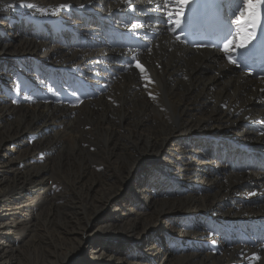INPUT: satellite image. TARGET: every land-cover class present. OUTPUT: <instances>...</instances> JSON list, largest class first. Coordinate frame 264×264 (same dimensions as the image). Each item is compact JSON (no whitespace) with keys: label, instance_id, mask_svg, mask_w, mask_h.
Listing matches in <instances>:
<instances>
[{"label":"bare ground","instance_id":"1","mask_svg":"<svg viewBox=\"0 0 264 264\" xmlns=\"http://www.w3.org/2000/svg\"><path fill=\"white\" fill-rule=\"evenodd\" d=\"M161 2L130 0L129 7L124 0H0V28L25 31L14 52L8 51L9 33L0 39V55L16 59L22 74L15 77L24 76L0 82V95L6 92L0 100V166L9 165L0 172V264L30 250L41 253L36 264L74 262L97 230L101 240L90 247L94 262L121 264L119 254L108 251L118 246L105 242L138 243L145 213L132 201L129 211L113 209L97 226L92 220L113 205L123 185L134 187L150 213L162 203L148 223L173 233L164 242L150 241L131 264H264V201H247L264 196L262 155L236 144L217 150L214 144L237 142L218 134L175 142L204 128L236 131L237 122L246 120L236 136L264 144V81L238 73L219 51L177 43L168 24H143L144 9L153 16L176 11L175 0L158 9ZM136 35L148 38L150 48L134 49ZM203 67L209 75L198 73ZM206 99L209 105L196 107ZM172 145L161 175L130 180L136 163L159 162ZM228 162L237 168L231 171ZM247 164L255 170H242ZM221 167L229 171L218 186L215 169ZM160 182L168 188L154 200ZM230 194L238 200L218 205ZM167 215L171 219L163 220Z\"/></svg>","mask_w":264,"mask_h":264},{"label":"rangeland","instance_id":"2","mask_svg":"<svg viewBox=\"0 0 264 264\" xmlns=\"http://www.w3.org/2000/svg\"><path fill=\"white\" fill-rule=\"evenodd\" d=\"M39 1H42V0H39ZM67 23H69V20H67ZM146 24H149V22ZM99 31L102 32L103 31L102 28ZM149 31H150V29H149ZM8 33L10 34L8 39L11 42V46L8 48V51L14 52V51L19 49L21 42H23V36L25 35V31H22L21 34L20 33L16 34L15 28H12L10 31H7L6 28H0V39L3 40V36L6 38V35ZM150 33L152 35L151 31H150ZM136 37L138 40H141L143 42H145V40L148 39V38L143 39V38H141L140 35H136ZM130 49H133V48H130ZM134 49H137V48H134ZM116 56H111V58L116 60ZM124 60L127 61V64L130 65V63H129L130 59L124 58ZM126 65H124V66H126ZM133 65H134V61H132V63H131V66H133ZM94 66L99 67L98 64H94ZM209 71H210L209 69H206L204 67L198 69V73L205 75V76L209 75ZM232 72H234V71L232 70ZM16 73L22 74L21 66L19 65L18 61L16 59H14L10 54L0 55V82H2L1 84L6 83L5 79H9L11 81H14L16 78H18V79L22 78L23 79V77H24L23 75L20 77L19 76L15 77ZM89 81L91 82V80H89ZM14 84H16V86L18 87L19 90L22 89V84L19 81L17 83L14 82ZM9 92L11 93V91H9ZM4 93H6V92L3 90V93H1V95H0V100L2 99V96ZM200 102H202V101H200ZM200 102H198V103H200ZM209 102H210V100L206 99V104L200 103L196 107L205 108L206 105H209ZM195 105H196V102H195ZM196 107L193 109L195 110ZM243 126H247L246 120H241V121L237 122L236 128H238V129L236 131H230L229 132L228 130H225V129L220 130L218 128H216V129L204 128L203 130H196L194 133H191V134L186 135V136L181 137V138L176 137L175 142H180L183 139H187V140H190L192 142H195V141L201 142L197 138L198 135H201V134H218L219 136H222L225 140L234 139L237 142L224 141V143L221 146H217L214 144V146L216 147L217 150L221 149V147H224L226 150L228 147H231L232 144H236L237 146H240V147L254 148L258 151V153L263 155L261 152H263V150H264V144L253 145V144L246 143V142L242 141L240 138H238L236 136L237 134H239L240 127L242 128ZM251 128H253L255 130L256 126L252 124ZM47 129L49 130V134L54 133V130H51L50 127H48ZM209 146H213V144H209ZM174 148H175V145H172V146H168L166 149H164L159 156V162L150 163V162H148V159H144V160H141L138 163H136V165L133 167V169L131 171L130 180L131 181H143V180H145L147 182L148 180H151L152 178H155L156 176L161 175L163 170L165 169V167H164V165H162V163L165 159H167L169 157V154L172 151H174ZM207 151H209V149H207ZM229 153L231 154V156L234 155L236 157V155H237V154H235V151L229 150ZM237 153H238V151H237ZM220 155L222 157V154H220ZM16 156H17V154L14 153L9 157V159H11V161H13L16 158ZM225 157H227V152H225ZM224 159L227 160L226 158H224ZM155 164H158V165H155ZM255 164H256L255 167L260 168V162H256ZM154 165L157 166L159 169H154ZM228 165L233 166V169L227 167L231 171H234L237 168V167L234 168V164L232 162H228ZM8 167H9V165L0 166V172L3 173L4 168H8ZM242 170H244L246 172H252L255 169L243 168ZM242 170H240V171H242ZM225 171H229V170L225 169L224 167H221L219 169H215V172H216V174L220 180V183L218 186H220L224 183L222 176H223V173ZM174 180H176V179H173L171 181V183ZM249 185L250 184H247L245 186H249ZM167 188L168 187L165 186L163 184V182H160V188L158 189L159 190L158 193H154V195L156 196V198L154 200H161L163 198V196L158 197V194H159V192L161 193L163 189L166 190ZM101 190L102 189L99 188L98 192H101ZM236 200H238L237 195L236 194H230L228 197H226L225 200H222L221 202H219L218 205L221 204V207H222V205L230 206ZM256 200L263 202L264 196H261L259 198L247 199L248 202H254ZM132 201H134V205L136 206V210L139 211V213H142V214L145 213L143 215V217H144V221L147 223V225L144 227L145 230L143 231V234L140 237L141 240L138 241L139 244L137 242H129V243H126V245H125L122 243V241H117V242L111 243L108 240H106V242H105V244L107 246H118L117 248H111L108 251H111L112 255H114L113 254L114 251L117 253V255L119 254V257L122 260L121 264H131V262H132L131 256H134V253H137V252L141 253V255L143 257L144 252H146L145 251L146 245L150 241L155 240V241H158L159 243H160V241L164 242L167 237H169L173 234L171 229H166L164 227V224H160L157 222V224L153 226V225H150L148 223L152 217L155 218V212L157 209L161 208L162 203H159L157 207H154L155 212L150 213L151 209L146 210L143 201L140 200V196L135 193V189L132 185H123L122 187H120L119 192L113 201V205L109 208L102 210L96 217L93 218L92 223L94 224V226L101 224V222L103 220H105L111 216V212L113 209L120 211V213H121V211L122 212L123 211H129L131 208H133L132 207ZM221 210H222V208H221ZM164 219H171V218L169 215H167L163 218V220ZM241 223H243V222H241ZM38 226H39V223L37 221L34 222L32 225L33 228H37ZM98 231L99 230L94 231L91 235L88 236V238L85 240L87 247H85V249L82 251L81 254L77 255L74 262L71 261L68 264H98V263L94 262V259L92 258L91 254H90V247L93 245H97V243H99L101 240L100 236L95 235ZM218 243L222 244L223 243L222 239L218 238L216 240V244H218ZM40 255H41V253L38 250H30L25 254L20 252V256L18 258H16L12 262V264H36V262L40 260ZM134 264H136V263H134Z\"/></svg>","mask_w":264,"mask_h":264},{"label":"snow or ice","instance_id":"3","mask_svg":"<svg viewBox=\"0 0 264 264\" xmlns=\"http://www.w3.org/2000/svg\"><path fill=\"white\" fill-rule=\"evenodd\" d=\"M125 3H128L129 7H132L130 0H124ZM177 4H179V8L176 10V15L179 17L175 20V27L171 28V31H176V29H181L182 33V24L184 15L186 12V9L189 8L193 0H175ZM170 3V0H162L160 4H158V9L160 7L167 8L168 4ZM21 7H29L32 8L34 5L21 3ZM83 7V5H81ZM69 5H60V9L68 8ZM237 7L239 11H232L230 14L232 17H234L231 20V23L228 25V28L221 38L224 39V51L226 53H229L227 58L229 63L240 66L237 61L239 59L238 54L235 56L233 54L237 53V49H246L250 43L255 39V34L250 33L246 30V27L249 23H255L258 20L264 19V0H239V3L237 4ZM168 19L169 23H172V13H168ZM236 25L237 26V32L233 33L232 36H229L228 33L231 32V26ZM241 26H244L243 28ZM133 27H140V25H134ZM131 30V29H130ZM243 35V39L240 40L239 43H236L235 39L233 37ZM177 40H180L181 42H185L182 40V35H177ZM202 45H197V47H201ZM135 57H133V60ZM129 63L131 64L132 61L130 60ZM135 68L139 69L141 73L145 72L144 67L139 63V61H136ZM75 95V94H73ZM15 102V101H14Z\"/></svg>","mask_w":264,"mask_h":264}]
</instances>
